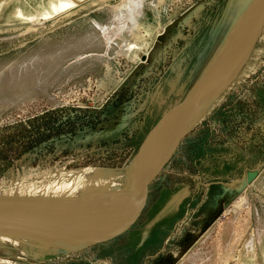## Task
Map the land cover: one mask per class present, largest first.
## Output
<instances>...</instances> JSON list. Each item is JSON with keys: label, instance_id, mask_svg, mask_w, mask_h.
Here are the masks:
<instances>
[{"label": "rangeland", "instance_id": "rangeland-1", "mask_svg": "<svg viewBox=\"0 0 264 264\" xmlns=\"http://www.w3.org/2000/svg\"><path fill=\"white\" fill-rule=\"evenodd\" d=\"M61 1L0 0V204L67 220L81 206L57 202L84 174L131 191L142 140L227 54L241 0H68L54 11ZM239 72L152 177L128 231L72 253L1 223L0 264H264V29Z\"/></svg>", "mask_w": 264, "mask_h": 264}, {"label": "bare ground", "instance_id": "bare-ground-1", "mask_svg": "<svg viewBox=\"0 0 264 264\" xmlns=\"http://www.w3.org/2000/svg\"><path fill=\"white\" fill-rule=\"evenodd\" d=\"M67 1L68 0H64L63 2L61 1L58 6L53 7V10L56 11L57 9H60V8L62 9L63 7H65L64 5L65 3H67ZM263 2L264 0H243V1L241 0L240 1L239 5L241 7L237 10L238 13L235 18V22L237 21L238 23L236 22L235 29L232 28V30L229 31V33H227V37L229 36V38L226 39L227 40L225 43L226 45H224L223 47V49H225V46H227L226 47L228 49V50L226 49L227 54H225L224 52V54L222 55V58L221 56L218 57L216 61H213V64L211 63L212 65L210 64L209 67L205 68V71L203 72L202 77H200L201 80H198V82L195 84L194 88L190 91L189 94L203 89L204 87L213 83L217 78L225 77L226 74L229 73V71L233 69L232 65L235 62V60L238 58L239 53L242 51L243 47L245 46L249 38V35L251 33L250 31H252L251 28H252L253 22ZM251 4L252 6L248 9L247 7ZM244 10H247V13H245ZM34 20L32 22H34ZM130 49L131 48H129L127 52ZM239 73L237 74V76L239 75ZM237 76L235 77V79L237 78ZM210 105H204V104L202 105V102H200L199 104L196 105L198 107L194 106V108L196 107L195 109L194 108L189 109L187 110V112L182 113L179 117H176L173 120H171L170 123H168L163 129H161L152 138L151 142L149 143L147 147V153H146V165H147V169L149 173V178L154 177L159 172L163 163L167 160V158L173 152L180 138L185 133H187L188 129L191 126H193L201 118V116L205 113L206 109L209 108ZM99 175L100 174L98 173V171H95L94 177H91L89 179V177L84 174L82 177L83 180L82 181L80 180L81 185L80 184L75 185L74 186L75 189H72V190H75V191H72L74 192L72 193L73 195L69 194V196H73V198H66V199H63L64 201L62 202H57V203H60L61 205L81 206L79 214L70 215L72 216V219H70L71 217L67 218L64 216L68 220L67 221L61 216V214L57 212H51V211L41 209L39 206L35 204H32V205L31 204H21L22 206H28V207H31L32 209H35V212H34L35 215L33 213H29L27 215L23 214V215L31 217V218L35 217V219H37V217L39 216L38 214L41 212L46 216H51L50 221L51 219L53 220L56 219L52 223H49L50 221L46 222L44 220H41L43 219L42 217L41 218L38 217L40 219H37V220L43 222L50 228L54 229L58 234L66 236L68 241L75 242L76 245L82 244L83 242H86L88 239L94 238L104 232H107L109 228L126 221L128 217L134 212L138 203L140 202V188H139L138 178L136 175V170L134 167V160L131 163V169H130L132 185L130 189L131 191L129 192H120L117 189L118 188L117 185H119V183H115V182H118L119 180L113 179L112 178L113 176L111 177L109 176L111 181H101V183L88 184V181H84V179H88L91 181L99 179L98 177H96ZM105 176L108 177V175H105ZM78 181H79V177H78ZM69 187L71 186H67L66 188H69ZM54 189H55L54 187L50 189L48 188L46 192H52ZM75 192L78 193L79 196H76L77 194ZM27 201L31 202L29 200ZM38 202H43V200H39V201L35 200V203H38ZM5 208L11 211V209L8 208V206L7 207L5 206ZM0 209H2L0 210V214H4L7 216L9 215L8 213L6 214V209H3V208H0ZM81 219L85 221L75 222ZM96 221H103L105 223L96 224ZM7 225L9 226L10 224L7 223ZM7 225H6V228H7ZM3 228L0 227V229H3ZM9 229L7 228L5 230H9ZM12 234L23 235L26 237L36 238V239L38 238L28 233H17L16 231L13 232ZM42 239H45L51 242L58 241V240H54L53 238H49V237H46V238L42 237L41 239H39V241H42ZM60 243L66 244V242H60ZM44 248H48L49 250H53L57 252L58 251L69 252L68 250H65L64 248H60V249L59 248L57 249L55 247H44Z\"/></svg>", "mask_w": 264, "mask_h": 264}, {"label": "water", "instance_id": "water-1", "mask_svg": "<svg viewBox=\"0 0 264 264\" xmlns=\"http://www.w3.org/2000/svg\"><path fill=\"white\" fill-rule=\"evenodd\" d=\"M264 29V2L261 8L258 10L256 18L253 22L252 28L250 31L249 38L243 47L242 51L239 53L238 58L233 63V69L229 71L223 78H217L213 83L204 87L203 89L187 94L185 98L175 107L168 110L164 113L161 118L156 122V124L149 130L144 139L142 140L138 151L134 157V167L136 170V175L139 182L140 188V202L138 203L134 212L128 217V219L118 225H115L108 229L107 232H104L94 238L88 239L86 242L82 244H75V242H70L67 240L66 236L58 234L54 229L50 228L43 222L25 216L15 211H9L6 209V214H0V224H6L11 222L12 226H20L24 229L23 233H28L33 235L34 237H38L37 239H41L42 237L53 238L54 240H58L55 242V248H64L72 253L81 252L89 247L102 244L108 242L128 231L141 217V214L146 206L147 197L149 193V185L154 178H149V173L146 165V153L147 147L151 142L152 138L163 129L171 120L176 117H179L182 113L187 112V110L194 108L197 104L202 102V105H210L219 95H221L226 88L234 81L235 77L243 67V65L249 59L256 43L258 42L262 32ZM141 61L145 60V56L143 54L138 55ZM220 77V76H219ZM201 106V105H199ZM198 107V106H196ZM195 107V108H196ZM194 108V109H195ZM250 181V178L248 179ZM4 207L0 204V208ZM2 210V209H0ZM4 215V216H3ZM2 216V217H1ZM143 241V240H142ZM59 242H66V244H62ZM63 249V250H64Z\"/></svg>", "mask_w": 264, "mask_h": 264}, {"label": "flooded vegetation", "instance_id": "flooded-vegetation-1", "mask_svg": "<svg viewBox=\"0 0 264 264\" xmlns=\"http://www.w3.org/2000/svg\"><path fill=\"white\" fill-rule=\"evenodd\" d=\"M163 32H165V30L160 31L159 34L161 35ZM129 48H130V47H127L126 51H127ZM147 55H148V54L145 55V59H146V57H147V59L150 58V55H149V57H148Z\"/></svg>", "mask_w": 264, "mask_h": 264}]
</instances>
